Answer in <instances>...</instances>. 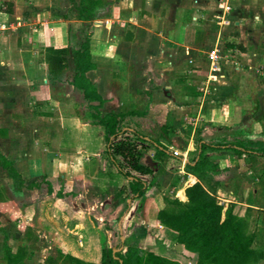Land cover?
Listing matches in <instances>:
<instances>
[{
    "label": "crops",
    "instance_id": "0c3cea01",
    "mask_svg": "<svg viewBox=\"0 0 264 264\" xmlns=\"http://www.w3.org/2000/svg\"><path fill=\"white\" fill-rule=\"evenodd\" d=\"M77 3L78 0H0V152L11 158L6 142L18 141L13 153L25 166L14 167L27 187L22 190L19 218L28 220L27 226H31L32 219L34 226L44 222L43 236H50L54 248L71 256L82 251L83 260L97 264L101 256H97L96 242L100 245L101 237L104 244L110 241L111 231L103 223L108 214L116 215L124 209L123 196L118 191L126 185V179L104 154L102 128L82 118L86 103L81 93L69 85L66 89L50 85L46 64L37 54L45 48L78 45L80 31L76 27L83 22L74 15L71 18ZM216 3L117 0L114 12L118 19L103 31L101 27L90 31L93 68L86 77L103 101V111H118L125 106L142 114L133 117L136 124L169 126L173 131L171 141L163 142L168 150L184 155L180 156L182 165L178 168H170L167 158L162 161L163 169L156 178L158 187L142 198L141 209L127 224L141 213L154 221L164 207L162 197L170 193L186 200L184 189L197 181L184 172L195 140L241 136L256 142L253 146L264 142V0H238L226 24L216 17ZM121 23L130 24V30L121 29ZM121 34L126 37L122 39ZM228 43L240 48L226 49ZM215 50L220 53L221 74L209 79L208 54ZM72 69L70 57L69 81ZM206 76L213 85L203 93L198 85ZM246 83L253 88L245 89ZM10 135L15 139L9 140ZM32 140L38 143V150L24 149ZM206 153L213 162L217 161L214 178L221 183L217 194L229 189L228 197L222 199L224 205L236 203L241 211L264 213V157L237 156L227 150ZM153 156L154 151L149 150L141 163L152 166ZM0 171L6 173L2 167ZM43 177L51 183V194ZM40 190L43 196L37 198ZM54 193L63 196L56 197ZM75 236L88 242L94 239L89 242L94 258L89 256L92 252L88 244L80 250L68 242ZM257 238H262L259 249L264 250L263 221L258 224ZM85 243L83 240L82 245Z\"/></svg>",
    "mask_w": 264,
    "mask_h": 264
},
{
    "label": "trees",
    "instance_id": "16d2710c",
    "mask_svg": "<svg viewBox=\"0 0 264 264\" xmlns=\"http://www.w3.org/2000/svg\"><path fill=\"white\" fill-rule=\"evenodd\" d=\"M105 7L102 0H78L74 17L86 24L84 37L77 47L43 49L41 60L46 64V76L50 85H69L81 93L82 100L86 103L82 118L89 124L102 128L106 145L104 154L117 173L126 179V185L118 192L123 196V200H129V203L125 204L117 219L119 226L114 230L105 226L112 232V237L110 246L102 249L98 264H139L142 251L135 246L123 245L121 238L126 234L128 221L141 209L142 198L158 187L156 178L163 169L162 161L167 158L168 161H173H169L170 168H178L181 157L169 151L167 143H164H170L172 138L173 131L169 126L156 128L151 125L147 127L140 122L136 124L133 117H141L142 114L127 110L125 106L118 111H103V101L97 95L95 86L87 79L86 73L93 68L89 53L90 26L101 17L100 12ZM225 48L240 47L228 43ZM70 57L73 61V75L69 81L65 75ZM195 144V157L186 163L184 168L186 174L195 176L198 182L186 188V203L177 199H166V209L157 213V221L174 231L177 234L176 242L196 255L194 264H258L264 260V250L253 247L255 235L249 231L248 220L235 216L229 208L223 212L222 205L215 199L213 187L210 185L205 189L202 183L207 181V184L213 180L215 184L218 182L214 179L217 175V161L213 162L206 151L227 150L237 156L254 154L264 157V147H251L256 142L240 136L233 137L231 141H227L226 137L215 141L199 138ZM149 150L154 151L152 166L141 163V158ZM0 166L13 178L12 192L21 190L23 182L12 169V165L0 157ZM43 182L47 184V192L51 194V183L45 177ZM58 183L61 185L62 181L58 179ZM54 195L63 196L61 193ZM123 214L124 218L121 219ZM28 240L29 237L23 244H27ZM26 244L12 252L4 243L2 264H24L28 249ZM112 249L116 251L113 252ZM148 258L152 264H182L153 254L148 255Z\"/></svg>",
    "mask_w": 264,
    "mask_h": 264
},
{
    "label": "rangeland",
    "instance_id": "374dc122",
    "mask_svg": "<svg viewBox=\"0 0 264 264\" xmlns=\"http://www.w3.org/2000/svg\"><path fill=\"white\" fill-rule=\"evenodd\" d=\"M102 1L106 5V7L102 12H100L101 17L99 19H97L96 23H94L93 25L90 26L91 32H92V29L97 28V27H101V30H102V28H105V27L107 28V27H109V24L112 25L113 24L112 22L118 19V16H116V14L114 12V8H116L114 3L117 0H102ZM222 1L223 0H216V2H217L216 6H215L216 17H219L221 15V10L218 8V5ZM52 2H53V0H52ZM70 2H73V1H70ZM106 2H107V4H106ZM7 3L8 2H5V4H7ZM72 4L75 5L76 2H74ZM156 4L154 1V5H156ZM69 5H70V3H69ZM4 6H6V5H4ZM72 15H74L73 12L71 14V18H72ZM143 21H144V19H143ZM118 25L120 27H122L121 29L124 28L126 32L129 31L130 27H131L130 24H128V25L126 24L123 26V24L121 23ZM76 29L78 31H80V33H79L80 40L79 41H81L82 38L84 37L85 33H86V30H87L86 24L82 23L79 26H77ZM97 29L99 30V28H97ZM125 31H124V33H125ZM121 37H122V39H124L126 37V34H121ZM73 46L77 47L78 45H73ZM68 48H70V47H68ZM41 52H42V50H39L37 53L39 58L42 57ZM224 62L226 63V60ZM220 64L221 63L219 62V66H217V71L215 73H213L214 75L215 74L216 75L221 74V65ZM207 70H208L207 75L209 74V79H210L211 74H212L210 60L208 63ZM66 73H67L65 75L66 79L71 77L70 72H66ZM207 79H208V76H206V80L204 79L203 84L201 83L198 85L199 88H202L203 93L206 92L207 89H209L211 85H213V84L208 83ZM261 79H262V81H264V77H262ZM251 83H249V84L246 83L247 88H245V89L253 88L251 86L252 85ZM63 86H64L63 88L66 89V86L65 85H63ZM248 87H250V88H248ZM61 112L62 111H60V113ZM32 113H34V110L32 111ZM18 116L21 117L22 115H16L15 117L19 118ZM0 117H1V115H0ZM262 118L264 119V113L262 115ZM238 133L240 134L242 132L240 130H238ZM7 138L9 140L15 139V138H11V135L8 136ZM231 140H232V138L231 139L227 138V141H231ZM195 143H196V140L194 141V144ZM18 144H19L18 141L6 142L5 149L7 150V149L11 148L10 150L12 152H9V151L7 152L11 158L4 157L3 155H1V152H0V157L5 162L7 161L8 163H10L12 165V169L16 172L18 177L22 180L20 174L17 172L15 167L17 166V167L21 168L23 165L25 166V164H22V162L20 161V158L15 157V154L13 153V152H15V150H14L15 146L18 148ZM1 147H0V149H1ZM251 147H255L256 149L264 147V142H261V144L259 143L258 146L255 145V146H251ZM22 148H24V145ZM38 148H39L38 143L36 141L34 142V140H32L29 143H26V147L24 149L38 150ZM196 148L197 147L195 144V149H194L195 152H196ZM169 151H171L174 155H179V154L175 153L176 152L175 150L170 149ZM194 151L192 152V156L188 158L189 162L192 161L193 158L195 157ZM3 153H5V150H3ZM180 156L184 157L183 154ZM18 162H19V164H18ZM14 165H16V166L14 167ZM181 165H182V163H181ZM184 172H185V168H184ZM6 173L0 171V264L3 263L2 258L4 255V252H3L4 251V249H3L4 243L7 244L8 247H10L12 252H15L17 249L21 248L22 246H24L26 244L25 242L23 244V241L25 239H28V237H29V240L26 244V245H28V249H27V251L25 250L26 251L25 257L26 258L24 259V264H94V263L88 262L86 260H83V258H81V256L83 257V253H81L82 251L80 252V254L77 253L78 256H71V255L66 254L65 252H63L59 249L54 248V242H53V240H50L51 239L50 236L48 234H45L43 236L44 231L42 230L41 227L44 226V222L39 221L34 226V222H32L33 221V219H32V221H30L31 226H27L29 221L28 220H21L19 218L20 215L18 213V210H19L20 206L23 205L20 203V201H23L22 190L26 189L27 187H25L24 180H22L23 185L21 186V190L17 191L16 193H14V191L12 192L11 187L14 185L13 184V178H10L7 170H6ZM185 174H186V172H185ZM189 175H191V174H189ZM193 177H195V176H193ZM56 180H58V178H56ZM53 181H55V179ZM196 182H198V179ZM206 182L207 181L202 183L204 188L206 189L210 185H211V187H213V189H214L213 193L215 195V199L219 205H222L223 212L229 208V210H231V213H233L235 216H238L240 218H245L248 220L247 223L249 226V231L254 232V235H255L253 247L259 249L260 245H262L261 244L262 238H257L258 224L262 221L264 222V213H262L259 210L253 212L254 210H251V209L247 210L246 212L241 211L242 208H239V206L236 205V203H232L229 205L227 204V206H225L224 204H226V203H224L222 201V199L228 197L229 194L227 195V191L229 189H225L224 192L220 191L219 192L220 194H217V189L221 184L220 181H218L216 184L214 183V180L208 181L207 184H206ZM192 185H190V186H192ZM231 185L233 187H236L235 183H231ZM42 189H44V187H42ZM185 190H186V188L184 189V195H185ZM233 191H236V189H233ZM43 192H44L43 190H40L38 193H36V196H38L37 198L43 196ZM170 194L171 195L168 194V195L162 197L161 191L158 192L157 195H159L160 198L162 197L163 201H164V207L161 210H163L164 208L166 209V207H165L166 206V203H165L166 199H168V200L177 199L178 201H180L182 203L187 202L186 195H185L186 200L183 201V199L179 198V195L174 194V193H170ZM26 197H27V195H26ZM122 201H123V203H122V206H123V205H125V200L122 199ZM237 202H239V201H237ZM122 209L119 212H117L116 215H114L112 213H110L111 215L108 214L109 216H108L107 220L103 223L104 227L108 226L111 230H114L116 228V226H118V224H119V222H117V219H118L119 215L122 213ZM259 212H261V213H259ZM26 214L30 215V213H27V212H26ZM239 214L243 215V216L241 217V216H239ZM222 216H223V213H222ZM154 221L150 220V218L148 219V214H147V216L145 214L142 216V213H141V215L137 219H133V222L127 224L128 226L126 227V234H125V236H123V245L135 246L142 251V254L140 255L141 258H140L139 264H152L151 262L148 261V260H150V258H148V255H150V254L163 256V257H166L167 259L175 260V261L180 262L182 264H194L195 263L194 261L196 259V255L194 253L190 252L189 250H187L184 247V245L176 242L177 241L176 240L177 234L174 231L169 230L168 228L164 227L161 223H159L157 221V215L155 216ZM40 231H42V233ZM110 233H111V237H112V232H110ZM38 236H42L43 238H40ZM111 237L109 238L110 241H111ZM30 238H32V239H30ZM4 240H6V242ZM83 240L85 242H87V243L83 244L84 246L82 245ZM92 240H94V239H92V238L89 239V242H91ZM79 241L81 242L80 246H79V243H80ZM110 241H109V243L106 242L104 244V242L102 241V237H101V239H100V243H101L100 245L101 246L96 242L95 247L97 248L96 249L97 250V256H101V251L103 248H107L110 246ZM68 242L70 244L77 245L78 247H80V250H83L84 249L83 247L87 246V244H88V246H87L88 250H90V246H92L89 244V242L86 239H83V238H80L77 236L69 237ZM92 248L93 247H91V249ZM93 250H90V251L92 252ZM99 251H100V253H98ZM87 255H89V254H87ZM89 256L94 258L95 257L94 252H92ZM258 264H264V260L259 261Z\"/></svg>",
    "mask_w": 264,
    "mask_h": 264
},
{
    "label": "built area",
    "instance_id": "2783aa9c",
    "mask_svg": "<svg viewBox=\"0 0 264 264\" xmlns=\"http://www.w3.org/2000/svg\"><path fill=\"white\" fill-rule=\"evenodd\" d=\"M238 0H223L219 3L218 8L221 10V15L217 18L222 24H226L228 19L227 16L234 10V5ZM208 58L211 64V77L217 71V66H219L220 53L218 50L212 51L208 54Z\"/></svg>",
    "mask_w": 264,
    "mask_h": 264
},
{
    "label": "water",
    "instance_id": "95a60500",
    "mask_svg": "<svg viewBox=\"0 0 264 264\" xmlns=\"http://www.w3.org/2000/svg\"><path fill=\"white\" fill-rule=\"evenodd\" d=\"M121 241H123V239L121 238ZM113 250V252H115L116 251V249H112Z\"/></svg>",
    "mask_w": 264,
    "mask_h": 264
}]
</instances>
